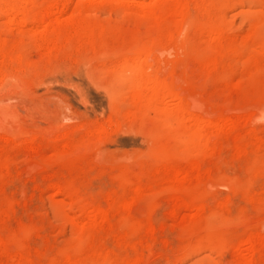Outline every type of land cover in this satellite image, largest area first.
Returning <instances> with one entry per match:
<instances>
[{
    "label": "rangeland",
    "instance_id": "rangeland-1",
    "mask_svg": "<svg viewBox=\"0 0 264 264\" xmlns=\"http://www.w3.org/2000/svg\"><path fill=\"white\" fill-rule=\"evenodd\" d=\"M168 1L0 0V264H264V0Z\"/></svg>",
    "mask_w": 264,
    "mask_h": 264
},
{
    "label": "bare ground",
    "instance_id": "bare-ground-1",
    "mask_svg": "<svg viewBox=\"0 0 264 264\" xmlns=\"http://www.w3.org/2000/svg\"><path fill=\"white\" fill-rule=\"evenodd\" d=\"M157 1H162L161 3H163V0H157ZM164 1H165V0H164ZM167 2H169V1L166 0V3H167ZM140 3H141V2H139V4H140ZM144 3H145V2H144ZM161 3L159 2V4H161ZM164 3H165V2H164ZM156 5H157V4H156ZM156 5H155V6H156ZM177 5H178V4H177ZM80 6H83V5H80ZM140 6H141V5H140ZM160 6H161V5H159V7H160ZM163 6H164V5H163ZM163 6H162V7H163ZM142 7H143V6H142ZM175 7H176V6H175ZM178 7H180V9L182 8L181 6H178ZM162 9H163V8H162ZM162 9H161V10H162ZM178 9H179V8H177V10H178ZM177 10H176V11H177ZM50 11H51V10H50ZM146 11H147V10H146ZM157 11H158V9H157ZM176 11H175V13H178V14H176V16L178 17L180 13H179L178 11H177V12H176ZM181 11H182V9H181ZM53 12H54V11H53ZM143 12H144V10H143ZM148 12H149V11H148ZM148 12H147V13H148ZM141 13H142V12H141ZM147 13H146V14H147ZM162 13H163V12H162ZM52 14H53V13H52ZM155 15H156V14H155ZM49 16H50V14H49L47 17H49ZM56 16H57V15H56ZM153 16H154V15H153ZM156 16H158V15H156ZM176 16H175V17H176ZM47 17H46V18H47ZM150 17H151V16H150ZM152 18H153V17H152ZM159 18H160V17H159ZM161 18H162V17H161ZM10 19H11V18H10ZM49 19H50V18H49ZM52 19H53V18H52ZM52 19H51V22H50V20L48 21V23H49V22H50V23H49V24H46L47 26L44 24V26H46V28H48V27H50V26L53 25ZM156 19H157V18H156ZM11 20H12V19H11ZM11 20H9V21H11ZM16 20L21 21V20H19V19H16ZM47 20H48V19H47ZM41 21H42V20H41ZM43 22H44V21H43ZM13 24H15V22H14ZM40 24H41V23H40ZM41 25H43V24H41ZM41 25H40V26H41ZM38 27H39V26H38ZM42 27H43V26H42ZM43 28H44V27H43ZM50 28H51V27H50ZM52 28H53V27H52ZM47 30H48V29H47ZM47 30H46V31H47ZM43 31H44V30H43ZM212 35H213V34H212ZM214 36H216V34H214ZM214 36H212V39H213ZM210 37H211V35H210ZM43 39H45V38H43ZM217 39H218V38H217ZM214 41H215V39H214ZM216 42H217V41H216ZM161 49H162V48H161ZM146 57H147V56H146ZM152 74H153V73H152ZM0 82H1V80H0ZM1 83H2V82H1ZM148 85H149V84H148ZM149 86H150V85H149ZM147 87H148V86H147ZM147 87H146V88H147ZM156 87H157V86H156ZM159 87H160V86H159ZM153 88H154V85L152 86V89H153ZM160 88H163V87H160ZM155 89H156V88H155ZM162 90H163V89H162ZM160 91H161V90H160ZM153 92H154V91H153ZM183 93H184V92H183ZM160 94H162V93L160 92ZM177 97H178V96H176V98H177ZM180 97H181V96H180ZM170 98L172 99V97H170ZM178 98H179V97H178ZM178 98H177V99H178ZM177 99H172V100L174 101V100H177ZM162 101H164V100H162ZM168 102H169V101H168ZM174 102H175V101H174ZM177 102H178V101H177ZM193 103H195V102H193ZM180 105H181V104H180ZM174 106L178 107L179 105L176 104V105H174ZM192 106H193V105H192ZM200 107H201V106H200ZM192 108H193V107H192ZM184 109H185V108H182V109H181V112H182L181 114H184V113H185V110H184ZM190 109H191V108H190ZM201 109H202V107H201ZM179 110H180V109H178V111H179ZM199 110H200V109H199ZM188 112H189V111H188ZM188 112H187V113H188ZM191 112H192V111H191ZM206 112H207V111H206ZM231 112H232V111H231ZM177 113H178V112H177ZM181 114H180V115H181ZM191 114H192V113H191ZM180 115H179V117H180ZM184 115H185V114H184ZM186 115H187V114H186ZM212 115H213V114H212ZM214 115H215V114H214ZM185 118H186V116H185ZM191 119H192V118H190V120H191ZM182 120H183V119H182ZM187 120H189V115L187 116ZM187 120H186V121H187ZM190 120H189V121H190ZM221 120H222V119H221ZM191 121H192V120H191ZM191 123H192V122H191ZM193 123H194V122H193ZM201 123L205 125V122H204V123L201 122ZM202 124H201V125H202ZM206 124H207V123H206ZM199 126H200V125H199ZM207 126H209V125H207ZM4 135H5V134H4Z\"/></svg>",
    "mask_w": 264,
    "mask_h": 264
}]
</instances>
